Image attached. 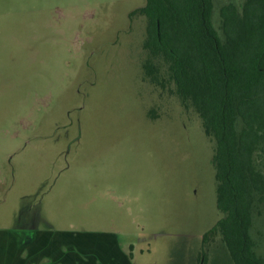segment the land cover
Here are the masks:
<instances>
[{"label": "rangeland", "instance_id": "obj_1", "mask_svg": "<svg viewBox=\"0 0 264 264\" xmlns=\"http://www.w3.org/2000/svg\"><path fill=\"white\" fill-rule=\"evenodd\" d=\"M144 3L0 0V236L89 240L118 264H234L219 233L203 243L222 216L214 141L145 49ZM250 235L264 257V204Z\"/></svg>", "mask_w": 264, "mask_h": 264}, {"label": "trees", "instance_id": "obj_2", "mask_svg": "<svg viewBox=\"0 0 264 264\" xmlns=\"http://www.w3.org/2000/svg\"><path fill=\"white\" fill-rule=\"evenodd\" d=\"M131 13L146 18L145 49L163 61L180 104L214 141L222 216L203 243L219 233L234 264H264L250 235L253 208L264 204V0L229 1L218 27L214 0H145ZM145 69L165 85L151 60Z\"/></svg>", "mask_w": 264, "mask_h": 264}, {"label": "crops", "instance_id": "obj_3", "mask_svg": "<svg viewBox=\"0 0 264 264\" xmlns=\"http://www.w3.org/2000/svg\"><path fill=\"white\" fill-rule=\"evenodd\" d=\"M67 241L76 248L74 251L77 250L75 252L78 255H74L75 258L70 255L71 247L67 245ZM88 241L77 243L74 237L64 238L62 235L54 237L38 232H35L31 238L12 234L0 236V247L6 257L0 259V264H98V262L100 264L105 259H114L110 262L118 264V259H126L125 255L114 250L108 253V257L102 254L99 258L94 256L92 258L85 251V245L89 244ZM31 246L34 247L32 251ZM97 248L100 252L101 246ZM6 250L11 251L7 253ZM13 250L18 251L17 257L13 256Z\"/></svg>", "mask_w": 264, "mask_h": 264}]
</instances>
